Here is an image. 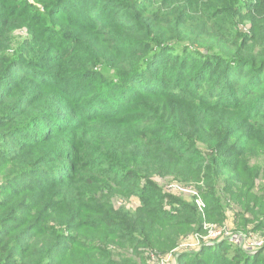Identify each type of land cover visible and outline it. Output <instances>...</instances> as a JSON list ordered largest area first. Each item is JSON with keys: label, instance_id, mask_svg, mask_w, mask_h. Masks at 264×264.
Returning <instances> with one entry per match:
<instances>
[{"label": "trees", "instance_id": "obj_1", "mask_svg": "<svg viewBox=\"0 0 264 264\" xmlns=\"http://www.w3.org/2000/svg\"><path fill=\"white\" fill-rule=\"evenodd\" d=\"M261 177L264 0H0V264H264L178 249L264 236Z\"/></svg>", "mask_w": 264, "mask_h": 264}, {"label": "rangeland", "instance_id": "obj_2", "mask_svg": "<svg viewBox=\"0 0 264 264\" xmlns=\"http://www.w3.org/2000/svg\"><path fill=\"white\" fill-rule=\"evenodd\" d=\"M111 16V15H109ZM244 29V27H242ZM15 34L18 36V37H21L25 34V31H23L22 29L21 30H16L15 31ZM252 162H262V159H258V160H253ZM194 185H196L195 183H193V186L192 185H187L186 183L183 184V183H180L176 180H174L173 177H170V178H163L161 181H159V186H161V188L163 187H166L168 188V190L170 191H174L175 193L173 192H170L171 194H174V195H177L178 197H181L183 198L184 201L186 202H192L194 200V198H196V203L197 205L201 208V204H204L206 206V203L204 202V200L202 199L200 193H199V189H197ZM176 188H184V189H187L188 191L186 193H180L179 190L175 189ZM174 188V189H172ZM264 192V177H261L258 181H257V184H256V193L257 194H261ZM138 198H135L134 201H132V208L135 209L136 207V204H138ZM136 203V204H135ZM238 210L240 211V209L238 208ZM239 212L236 213V216L233 218V219H229L226 224L230 227V230L232 232L236 231L237 228H239L237 225H241L240 222H238V214ZM209 221V220H208ZM238 222V223H237ZM218 222L215 221V220H211V222H209V224L211 225H214V226H218V227H222L220 224H217ZM242 229V228H241ZM238 231V230H237ZM241 232V231H239ZM244 233H248V232H244ZM243 234V233H241ZM256 237L260 238L261 240L264 241V236L262 235L261 232H255L254 233ZM184 236V235H183ZM201 236H204V234H202ZM188 238H194V237H188ZM191 241L190 240H181L179 242V250H184V251H188L190 250L189 247H191L192 243H194V241L192 240L185 248H183V245L187 242ZM116 251L118 252H125L123 250H120V249H116ZM154 253L158 254V255H165L167 253H160L158 251H153ZM171 252H169L164 258L167 259L166 262L163 261L164 264H168V255L170 254ZM162 258V259H164ZM169 260H171L173 262V258H170L169 257ZM62 264H68L69 262H71V259L69 257L67 258H64L62 261ZM171 262V264H173ZM74 264H76V261L74 262Z\"/></svg>", "mask_w": 264, "mask_h": 264}, {"label": "built area", "instance_id": "obj_3", "mask_svg": "<svg viewBox=\"0 0 264 264\" xmlns=\"http://www.w3.org/2000/svg\"><path fill=\"white\" fill-rule=\"evenodd\" d=\"M168 190V188H166ZM174 189V188H172ZM175 189L179 190L180 193H186L188 190L184 188H176ZM173 192L174 191H170ZM201 208L199 207L200 210L204 207L203 204L200 205ZM203 234L204 236H201L202 234L195 235L194 238H187L185 240H193L194 243H192L190 250H197L202 244H216L220 242H230L234 243L238 246L243 247L246 251L254 252L259 250L260 248L264 247V241L261 240L260 238L256 237L254 233H248V234H235L230 230V227L225 224L222 227L214 226L209 223H204V228H203ZM191 241L185 243L183 245V248H185ZM188 250V251H190ZM184 251V250H181ZM152 260H155V257L152 256ZM167 259L164 261L166 262ZM161 264H164L163 262Z\"/></svg>", "mask_w": 264, "mask_h": 264}]
</instances>
